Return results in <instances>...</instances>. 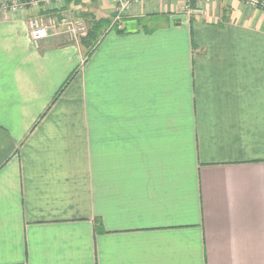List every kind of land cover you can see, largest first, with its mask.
<instances>
[{
  "label": "crops",
  "instance_id": "1",
  "mask_svg": "<svg viewBox=\"0 0 264 264\" xmlns=\"http://www.w3.org/2000/svg\"><path fill=\"white\" fill-rule=\"evenodd\" d=\"M11 1L0 264H264V0ZM65 20L109 27L88 54Z\"/></svg>",
  "mask_w": 264,
  "mask_h": 264
},
{
  "label": "built area",
  "instance_id": "2",
  "mask_svg": "<svg viewBox=\"0 0 264 264\" xmlns=\"http://www.w3.org/2000/svg\"><path fill=\"white\" fill-rule=\"evenodd\" d=\"M51 1V0H48ZM55 1H61V0H55ZM143 0H118V6L116 9V15L114 18L115 23L119 22L123 16L131 9V7L136 4L140 3ZM216 2V0H201L199 5L192 9L189 6L187 7V11L190 14H198L202 15L206 12V10L203 7L211 5L212 3ZM257 0H252L251 4L258 5ZM19 6L17 2H13L12 5L9 7L12 11L16 12L19 10ZM8 8V7H7ZM64 25L66 26L67 33L72 41H76L77 39L80 41L83 37L86 36V27L79 22L74 21H64ZM30 37L31 40L37 44L43 40L48 39L49 37V31L50 28L54 27V23L45 24L42 21L38 19H34L30 24Z\"/></svg>",
  "mask_w": 264,
  "mask_h": 264
},
{
  "label": "trees",
  "instance_id": "3",
  "mask_svg": "<svg viewBox=\"0 0 264 264\" xmlns=\"http://www.w3.org/2000/svg\"><path fill=\"white\" fill-rule=\"evenodd\" d=\"M201 0H187V4L190 8H196ZM109 27L108 22L105 21H92L90 27L87 31V35L81 39L82 46L88 50V54H91L98 44L100 43L105 31ZM112 29H116V24H114ZM122 33V31H119Z\"/></svg>",
  "mask_w": 264,
  "mask_h": 264
},
{
  "label": "rangeland",
  "instance_id": "4",
  "mask_svg": "<svg viewBox=\"0 0 264 264\" xmlns=\"http://www.w3.org/2000/svg\"><path fill=\"white\" fill-rule=\"evenodd\" d=\"M15 0H12L11 2H14ZM74 42H76V44H77V46H78V48H80V47H82L81 46V40L79 41L78 39L76 40V41H74Z\"/></svg>",
  "mask_w": 264,
  "mask_h": 264
}]
</instances>
